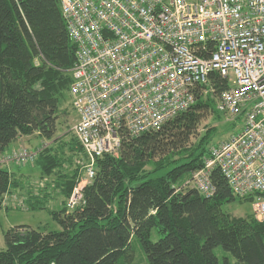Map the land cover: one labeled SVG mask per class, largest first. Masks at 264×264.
<instances>
[{
    "label": "trees",
    "instance_id": "trees-1",
    "mask_svg": "<svg viewBox=\"0 0 264 264\" xmlns=\"http://www.w3.org/2000/svg\"><path fill=\"white\" fill-rule=\"evenodd\" d=\"M76 52L61 1L0 0V157L20 138L48 142L33 166L64 198L60 210L42 206L48 197L28 199V210L48 209L60 229L8 230L0 264H127L135 240L148 264H232L220 262L217 248L234 264H264V220L224 213L222 206L237 198L221 169L211 172L216 192L210 198L183 186L212 149L214 129L206 135L199 129L231 88L218 73L197 86L194 105L160 131L138 137L123 131L119 155L95 158L94 178L70 207L91 162L72 132L69 141L58 135L60 120L69 116L61 106L70 96ZM19 187L8 168H0V211Z\"/></svg>",
    "mask_w": 264,
    "mask_h": 264
},
{
    "label": "built area",
    "instance_id": "built-area-1",
    "mask_svg": "<svg viewBox=\"0 0 264 264\" xmlns=\"http://www.w3.org/2000/svg\"><path fill=\"white\" fill-rule=\"evenodd\" d=\"M59 1L77 46L72 131L91 160L88 179L95 176V158L119 155L123 131L132 137L160 131L218 73L231 88L217 109L245 121L211 149L186 186L210 198L216 192L211 172L221 169L236 197L257 196L255 212L263 220L264 0ZM46 146L3 155L0 168L34 165Z\"/></svg>",
    "mask_w": 264,
    "mask_h": 264
},
{
    "label": "rangeland",
    "instance_id": "rangeland-1",
    "mask_svg": "<svg viewBox=\"0 0 264 264\" xmlns=\"http://www.w3.org/2000/svg\"><path fill=\"white\" fill-rule=\"evenodd\" d=\"M56 81L57 79L55 81H51V84L56 83ZM68 94L69 93L66 94V100L62 102L61 109L66 110L69 116L62 117L59 126L60 130L58 132L59 137H65L67 141L70 140V134L71 132L73 133L72 126L76 124L78 119L76 113L74 112L71 96H69ZM213 109L216 110V113L208 115L199 129V132L202 135H206L211 128L214 129V131L212 132V142L210 143L212 148L238 134L239 131H241L245 121L243 120L244 117L240 116L238 118L221 113L217 109V105H214ZM24 140L26 141L25 147L30 151H33L34 149L36 150L37 147L45 146V144H47L43 139L37 136L30 138L25 137ZM50 145H52V143L48 146ZM68 155L70 156L71 153H68ZM29 166L33 165L29 164ZM29 174L33 176V179L30 180V182H22L21 185L23 187L25 186V189L22 190L23 194L21 193L20 196L25 198L20 199L17 197H13V193H11L10 195L6 196L5 206L0 211V251L6 250L7 248V244H5V232L10 229H14L17 226H29L35 230L43 229L45 227L54 230L60 229L58 225L51 219V215H49L48 209H38L37 211H30L27 209V201L28 199H31V197H48L46 198V200H48L42 206L54 210H60L64 201V198L59 195L57 189L55 188V185L52 183V179H41L40 168L33 167L31 170H29ZM186 182L183 184L184 187L186 186ZM88 184H90V179H88L87 174H85L81 185L76 189L77 193H80L83 187ZM14 192L19 193L17 189H15ZM236 198L237 199H235L232 203H226L222 206V210L224 211V213H227L231 217L236 218L245 219L246 217L253 216L255 220H264H259L258 215L255 212V205L257 201H242L239 200L240 198ZM80 201L81 196L77 195L74 202L78 205ZM152 238L153 241H157L160 239L156 232H154ZM133 250V260L132 262H129L127 264H148L145 258L144 251L141 249L140 244L137 240H135L133 243ZM215 254L221 263H223L226 258H228L232 264L235 263L234 258H232V256L222 248H217L215 250Z\"/></svg>",
    "mask_w": 264,
    "mask_h": 264
},
{
    "label": "crops",
    "instance_id": "crops-1",
    "mask_svg": "<svg viewBox=\"0 0 264 264\" xmlns=\"http://www.w3.org/2000/svg\"><path fill=\"white\" fill-rule=\"evenodd\" d=\"M24 138H20L19 140H17L14 143V145L12 144L13 146L11 145L12 147L10 146L6 150L5 154H3V155L11 154V153H13V151L18 150L21 147H24L25 146V142H26L24 140ZM47 144H48V142H47ZM33 167L35 168V166H29V165H27L25 167L24 166L22 167V166H19L17 164H14V165L8 167V170L11 172V174L19 181V183L21 182L20 183V188H17V190L19 191V193L13 192V195H12L13 197H17V198H20V199L25 198V197L20 196V194L23 192L22 190L25 189V186L23 187L21 185H22V182H24V183L30 182V180L33 179L32 178L33 176L31 174H29V170H31ZM28 168H30V169H28Z\"/></svg>",
    "mask_w": 264,
    "mask_h": 264
}]
</instances>
